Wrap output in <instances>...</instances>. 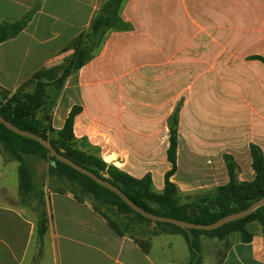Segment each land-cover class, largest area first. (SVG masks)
Listing matches in <instances>:
<instances>
[{
  "label": "crops",
  "instance_id": "0c3cea01",
  "mask_svg": "<svg viewBox=\"0 0 264 264\" xmlns=\"http://www.w3.org/2000/svg\"><path fill=\"white\" fill-rule=\"evenodd\" d=\"M107 1L0 0V24L18 22L39 5L26 29L0 44V89L13 94L35 73L71 59L74 51L62 50L89 31ZM120 15L132 30L110 32L66 80L59 131L80 107L75 139L135 179L150 175L162 193L172 169L170 121L179 108L170 180L182 195L227 185L225 155L233 157L240 183L254 181L250 146L264 153V63L251 58H264V0H125ZM15 163L0 160V264H46L47 254L48 264H175L169 252L181 240L169 238L161 250L157 242L182 235L151 237L145 254L71 195L52 198L53 221L40 235L21 203L20 177L8 176L19 173ZM220 264H264V234L233 242Z\"/></svg>",
  "mask_w": 264,
  "mask_h": 264
},
{
  "label": "trees",
  "instance_id": "16d2710c",
  "mask_svg": "<svg viewBox=\"0 0 264 264\" xmlns=\"http://www.w3.org/2000/svg\"><path fill=\"white\" fill-rule=\"evenodd\" d=\"M124 2L125 0H108L93 18L89 31L80 34L62 50V52H68L71 49L74 51L71 59L66 60L62 66L63 72L58 80L62 87L69 77L80 71L95 57L97 51L110 32H125L132 30V26L124 22L120 15ZM38 9L39 5H36L18 22L1 23L0 44L16 38L24 29H26ZM251 59L264 63V58L261 56H253ZM42 71L48 70H41L35 73L30 80L41 75L40 73ZM80 112V107H74L69 113V116L59 134L62 142L73 140L76 145L79 143L74 136V121ZM0 116L4 117L22 130L30 131L48 139L60 154H70L74 162L86 167L98 177L108 180L113 185L120 188L135 204L147 212L158 216L169 217L194 224L209 225L224 217L243 212L253 203L264 199V153L258 146L252 144L250 146L252 169L256 174L254 181L251 183H240L237 180L236 173L238 168L233 157L225 155L224 160L227 166L230 182L225 186L216 188L214 194H206L203 196L197 195L189 203H180L179 197L182 194L170 180L177 170L179 108H177L170 121V146L167 155L168 160L172 165V169L165 176V189L162 193L155 191L150 175H147L143 179H135L117 167L107 164L98 156L97 150L95 151L90 148L93 150L92 154H86L79 150L73 152L65 150L62 152L57 144L49 139L46 132L40 129L38 124L32 121L23 122L19 120L15 117L14 111L10 108L2 109ZM5 152L12 157L13 161L19 163L20 189L22 196L33 191L32 175L28 166V159L36 156L42 158L49 157L55 164V172H58V174L65 176L69 180L73 189L72 194L74 197L78 200L79 195H90L93 201L91 206L102 214L114 232L120 236L126 235L119 225L102 211L101 208L115 207L121 214L133 216L134 220L137 222L145 224L154 223L159 230L154 232L153 236L160 234L182 235L189 246L190 264H201L199 256V235L201 233H210L221 236L222 234L235 229L237 226L244 225L251 219H254L257 215H260L262 223L264 224V207L257 209L253 214L243 220L207 232L184 230L176 226L152 222L133 211L113 192L99 186L92 179L79 174L69 166L58 162L40 143L18 136L0 124V153L4 154ZM45 231L46 228H41L39 231L40 235H43ZM130 237L136 241L145 254L149 253L151 249V239H148L147 242H142L133 236ZM251 239L252 238L249 237L244 241L250 242Z\"/></svg>",
  "mask_w": 264,
  "mask_h": 264
},
{
  "label": "rangeland",
  "instance_id": "374dc122",
  "mask_svg": "<svg viewBox=\"0 0 264 264\" xmlns=\"http://www.w3.org/2000/svg\"><path fill=\"white\" fill-rule=\"evenodd\" d=\"M73 51V49L69 50ZM63 66V65H62ZM55 66L48 71H42L37 77L30 80L24 87L17 92L10 94L0 89V112L2 109H8L14 111L15 117L23 122H35L39 125L42 131H45L49 136V139L57 144L62 152L65 150L70 151H82L86 154H92L93 150L84 142H79L77 145L73 140L61 141L60 131L58 129L59 121L63 117L61 110L58 109L63 91L65 87H62L59 83V78L62 75L63 67ZM0 160H4L6 163L13 161L12 157L8 153L1 154ZM18 164L19 163H15ZM28 166L32 175L33 191L29 194L23 195L21 203L30 208L35 224L38 226V230L41 228H47L53 221V204L52 198H58L56 195H71L72 186L69 180L55 172V164L50 158H42L39 156L31 157L28 159ZM53 169V171H52ZM9 177H18L19 173L15 170L13 173L9 171ZM13 185L14 180L12 181ZM12 185V184H11ZM215 191H207L205 193H196L191 195H180L179 200L181 204L191 202L197 195L203 196L206 194H214ZM75 198V197H74ZM79 202L90 206L92 197L84 194L79 195ZM108 216L114 220L123 232L127 236H133L137 240L147 242L148 239L153 237V233L159 230L154 223L145 224L134 220L133 216H127L121 214L115 207L101 208ZM256 231H261L264 234V224L260 215H257L254 219H251L242 226H237L235 229L230 230L224 234L214 235L210 233H201L199 235L200 241V259L201 264H219L225 255L229 246L235 242L246 238H252ZM207 232V231H205ZM244 232V233H243ZM169 238H179L180 243L172 242L170 248V257L174 260L175 264H186L189 256V249L186 241L180 237H160L157 242V246L160 245V250L167 244ZM42 255L37 252V259ZM50 255L47 254L45 260L46 264L50 262ZM190 264V263H189Z\"/></svg>",
  "mask_w": 264,
  "mask_h": 264
},
{
  "label": "water",
  "instance_id": "95a60500",
  "mask_svg": "<svg viewBox=\"0 0 264 264\" xmlns=\"http://www.w3.org/2000/svg\"><path fill=\"white\" fill-rule=\"evenodd\" d=\"M0 124L5 126L9 131L15 133L18 136H21L23 138L33 140L35 142L40 143L44 148H46L50 152L51 156L55 158L58 162L69 166L70 168L78 172L79 174L87 176L88 178L92 179L99 186L113 192L114 194L119 196L122 199V201L127 206H129L133 211H135L136 213L140 214L142 217L152 222H155V223H163L167 225H172V226H176L181 229H184V230L214 231L227 224L243 220L249 217L251 214H253L257 209L264 207V199H262V200H259L253 203L248 209H246L243 212L224 217L218 220L217 222L213 224H209V225L194 224V223L177 220V219H173L169 217L158 216L150 212H147L146 210H144L143 208L135 204L127 195H125L122 192L120 188L113 185L108 180L98 177L96 174L89 171L86 167L74 162L70 154H60L54 148V146L51 144V142L48 139L38 134L32 133L30 131H26V130H22L18 128L17 126H15L14 124H12L10 121L6 120L2 116H0Z\"/></svg>",
  "mask_w": 264,
  "mask_h": 264
}]
</instances>
